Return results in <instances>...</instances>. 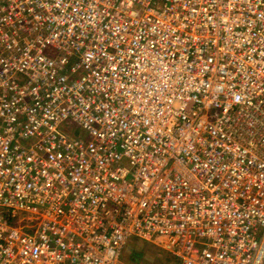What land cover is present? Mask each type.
Wrapping results in <instances>:
<instances>
[{
    "label": "built area",
    "instance_id": "built-area-1",
    "mask_svg": "<svg viewBox=\"0 0 264 264\" xmlns=\"http://www.w3.org/2000/svg\"><path fill=\"white\" fill-rule=\"evenodd\" d=\"M134 240L264 264V0H0V264Z\"/></svg>",
    "mask_w": 264,
    "mask_h": 264
},
{
    "label": "rangeland",
    "instance_id": "rangeland-1",
    "mask_svg": "<svg viewBox=\"0 0 264 264\" xmlns=\"http://www.w3.org/2000/svg\"><path fill=\"white\" fill-rule=\"evenodd\" d=\"M75 134L77 135H83V131L81 129H77ZM133 243V242H132ZM131 243V244H132ZM142 243V242H141ZM138 245V252H141V256H132V254H129V252L124 251L121 257V260L125 263L132 264V262L138 263V259L140 257L141 261L143 260H149L154 261L155 263L158 264H180L179 260L171 257L170 254L164 252L157 246H155L153 243L150 242H144L142 244H137ZM141 248V249H140ZM133 253H135V247L132 249ZM146 262V261H143ZM152 263V262H151ZM154 264V263H152Z\"/></svg>",
    "mask_w": 264,
    "mask_h": 264
},
{
    "label": "crops",
    "instance_id": "crops-1",
    "mask_svg": "<svg viewBox=\"0 0 264 264\" xmlns=\"http://www.w3.org/2000/svg\"><path fill=\"white\" fill-rule=\"evenodd\" d=\"M144 243V242H146V241H143V240H134V242L130 245V247L127 249V252H129V254H132V256L134 255V256H137V255H140L141 256V252L139 253L138 252V245L137 244H142V243ZM133 247H135V253H133V251H132V249H133ZM141 249V248H140ZM143 261H146V262H143ZM143 261H141V259H140V257H139V259H138V263H135V262H132V264H152V263H154V264H158V263H155L154 261H152L151 259H150V261L149 260H143ZM152 262V263H151Z\"/></svg>",
    "mask_w": 264,
    "mask_h": 264
}]
</instances>
